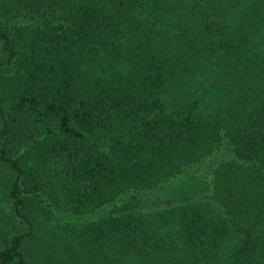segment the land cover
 Wrapping results in <instances>:
<instances>
[{
    "label": "trees",
    "instance_id": "1",
    "mask_svg": "<svg viewBox=\"0 0 264 264\" xmlns=\"http://www.w3.org/2000/svg\"><path fill=\"white\" fill-rule=\"evenodd\" d=\"M0 264H264V0H0Z\"/></svg>",
    "mask_w": 264,
    "mask_h": 264
},
{
    "label": "rangeland",
    "instance_id": "2",
    "mask_svg": "<svg viewBox=\"0 0 264 264\" xmlns=\"http://www.w3.org/2000/svg\"><path fill=\"white\" fill-rule=\"evenodd\" d=\"M223 154V151H221ZM202 169L203 173L200 172V177L201 179H205L206 178V174H205V163L204 164H200L199 166H197V169ZM189 171L191 172L190 169H187L186 172L189 173ZM187 174V173H186ZM209 177V176H208ZM179 177L177 178H171L169 179L165 184H163L161 187L156 188L154 190H148L149 192L145 193L147 195L148 198L150 199H163L165 197H168V195L170 194L172 187L178 182ZM208 179V178H207Z\"/></svg>",
    "mask_w": 264,
    "mask_h": 264
}]
</instances>
